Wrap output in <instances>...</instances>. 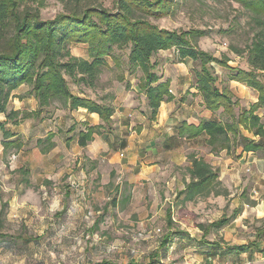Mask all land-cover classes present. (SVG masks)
Returning <instances> with one entry per match:
<instances>
[{
	"label": "rangeland",
	"instance_id": "obj_1",
	"mask_svg": "<svg viewBox=\"0 0 264 264\" xmlns=\"http://www.w3.org/2000/svg\"><path fill=\"white\" fill-rule=\"evenodd\" d=\"M172 2L170 15L150 21L168 30H203L205 35L194 39L200 49L216 58L227 57L230 66L249 68L247 48L253 34L260 32L262 25L252 19L246 8L231 0ZM86 7H102L110 12L117 10L116 0H45L40 7V16L42 19H53L59 13L83 11ZM68 49L73 56L88 58L86 44H70ZM173 50L158 52L151 61L158 63L155 71L162 79H171L170 88L174 91L180 84L195 81V65L190 59H178ZM113 54L120 59L122 67H117L107 57L108 65L100 67L94 86L76 84L66 77L70 90L99 100L101 95L114 94L115 88L120 85L125 87L126 96L129 94L135 100L140 99L139 106L145 110L142 105L144 94L137 86L140 73L129 74V48L114 47ZM213 66V72L218 76L217 86L223 87V82L228 81L229 71L218 64ZM120 75L126 80H119ZM21 89L27 95L30 86L23 85ZM120 99L115 96L105 102L115 112ZM46 107L61 133H71L70 130L75 133L73 130L82 127L75 122L76 112L71 116L72 111L65 108L59 99L50 100ZM146 114L148 119V110ZM111 122L104 130L111 138H117L120 127H115L114 121ZM10 125L9 128L12 127ZM31 145L28 144L27 154L28 158L34 159L31 163L23 165L24 161L20 162L22 156H18L15 149L3 153V161H0V210L4 205L0 264H94L106 261L116 264H186L200 262L208 254L222 260L238 262L248 259L253 264H264V257L260 259L254 248L252 254L233 249L237 244L253 241L259 243V247L264 246L263 236L258 233L259 228L264 226V205L259 203L260 198L264 199V189L254 183L251 170H243L242 167L238 171L239 166L226 162L235 160L234 157L225 150L212 149L206 138L204 142L184 147L187 164H179L169 173L180 181L168 179V183L162 182V197L145 190L146 195L132 199L131 188L125 183L120 189L108 188L100 183L106 176L99 174L96 177L94 174L90 179L96 178L84 184L85 190L80 189L72 194L69 186L65 185L56 191L47 186L40 191L36 185L22 190V202L15 205L10 198L16 186L15 179L27 178L25 172L30 173L28 178L33 183L35 178L40 177L34 167L38 153L31 150ZM193 157L210 163L219 178L213 193L186 200L185 193L180 192L184 189L186 176L189 178L187 167ZM24 168H29L30 172ZM113 177L115 180L116 176L110 174V178ZM19 187L22 189L25 185ZM18 190L15 189L16 193ZM115 191L117 194L122 192L124 200L118 208L105 206L104 202L116 196ZM51 197L58 208L63 204L60 211L50 208L53 204ZM73 200L78 205L67 209L68 203Z\"/></svg>",
	"mask_w": 264,
	"mask_h": 264
},
{
	"label": "trees",
	"instance_id": "obj_2",
	"mask_svg": "<svg viewBox=\"0 0 264 264\" xmlns=\"http://www.w3.org/2000/svg\"><path fill=\"white\" fill-rule=\"evenodd\" d=\"M44 1L0 0V115L5 117L0 118L3 153L22 147L16 139H10L14 134L8 124H17L19 119L30 115L39 116L50 100L59 99L70 111L83 108L96 114L102 122L93 126L88 122L82 123L83 128L78 131L81 147L93 139V133L110 126L114 108L72 92L66 77L76 84L94 86L100 67L108 65L107 57L114 65L122 67L120 59L113 54L114 47L129 48V74L140 73L137 86L146 97L150 121L155 120L161 102L174 98L170 91V79H162L157 74L158 63L151 58L160 51L174 48L178 59H190L195 65L194 84L202 104L213 112L222 109L219 119L204 118L198 124L184 121L176 127V132L187 134V137L206 135V142L212 149L225 150L234 158L244 152L264 149V0H231L246 8L252 19L262 25L260 32L253 34L247 48V70L230 66L227 57L216 58L200 49L194 39L205 35L203 30H168L153 24L150 19L157 20L172 13V0H116L117 10L113 12L102 7H86L83 11L59 13L53 19H42L40 7ZM70 44H86L88 58L73 56L68 49ZM213 64L229 71V80L243 83L257 92V100L248 109L240 107L237 100H232L224 86H217L218 76L213 72ZM118 77L121 81L126 80L123 75ZM22 85L30 86L29 94L38 101L36 110L21 112L11 108L12 93ZM238 106V113H235ZM261 110L263 114L259 115ZM137 128L140 130L142 127ZM241 129L249 135L242 133ZM127 135L128 132H124V137ZM52 136L48 133L45 138L50 140ZM39 143L42 140L39 139ZM125 143L122 140L119 144ZM52 146L53 143L49 142L41 150L44 152ZM190 163L187 172L191 179L180 193H185L186 200L213 193L218 175L210 163L196 157ZM249 247L237 245L233 249L246 251ZM94 264L116 263L106 261Z\"/></svg>",
	"mask_w": 264,
	"mask_h": 264
},
{
	"label": "crops",
	"instance_id": "obj_3",
	"mask_svg": "<svg viewBox=\"0 0 264 264\" xmlns=\"http://www.w3.org/2000/svg\"><path fill=\"white\" fill-rule=\"evenodd\" d=\"M243 69L247 70L249 68ZM227 80V82H223V86L232 96V100H237L240 107L248 109L250 104L257 100V92L253 88L235 80L231 81L228 78ZM171 83L172 81L170 79V87ZM22 86L13 91L12 94L14 96L11 100L12 104L10 102L11 108L20 110L21 112L36 110V108H38L36 99L28 93L25 95L24 90L21 89ZM124 89L125 87L118 85L115 88L114 94H112V92L111 94L106 93L107 96H105V94L101 95L99 100L89 96L100 103H107L105 102L106 99L110 100L113 99V97L115 98V96L121 98L111 117L115 127H120V134L117 138H111L102 128L98 132L93 133V139L89 141L86 146L81 147L78 144V131L83 128L82 123L88 122L89 125L92 126L102 124L96 114L88 113L83 108L72 110L71 113V116H74V111L76 112L77 116H75V122H79L82 126L78 130H73L76 131L75 133H61L59 130L60 127L57 126V124L55 125V121H53L54 118H50L51 114H49L47 107H45L43 113L40 114L41 116L30 115L26 118L19 119L17 124H8L12 126L9 129L14 134L10 139H16L22 144L20 149L14 151L17 152L16 154L18 156H22L20 162L24 161L23 165L29 164L34 160H31L27 156L29 143L32 144L31 150L38 153L36 155L37 161L34 162V167L36 171H38L37 176H40L34 179L35 183L31 181L32 179L28 178V175L30 176L28 172H25L27 173V178L17 177L15 179L16 186L10 197L14 200L15 205L22 202V190L26 191L30 187L37 185L38 189L43 191L47 186L56 191L58 189L60 190L61 186L64 187L66 185L69 186V190L73 194L74 191L78 192L80 189L85 190L84 184H87L89 180L95 179L99 174H101V177L106 176L100 183L101 185H106L108 188L117 189L119 187L118 189H120L122 183H125V185L131 188L132 199H135L138 195H146L144 193L145 190H150V194L154 196L162 197V182L168 183V179L180 181V179H176L174 174L170 175L169 173L173 171L174 167L177 165L187 164L185 163L187 153L184 147H190L199 142H204L206 135L187 137V134L182 135L177 133L176 127L184 121L189 124H198L204 117L206 119L213 117L219 119L222 109L216 112L207 109L205 105L202 104V98L196 90L194 82H189L176 86L174 91L170 88L174 98L171 101L161 102L155 120L150 121L146 117V97L143 96L142 98V105L145 109L142 110L138 101L140 99L135 100L132 96L129 97V94L126 96V91ZM134 90L137 92L136 88H134ZM21 91L23 92L21 93ZM112 95L114 96L112 97ZM189 97L191 100H188ZM239 106L235 107V113H238ZM262 114L263 111L261 110L259 115ZM0 118L4 119L5 117L1 114ZM137 125L142 128L139 130ZM124 132H128L126 137H124ZM241 132L249 135L243 129H241ZM48 133L53 135L50 140L44 138ZM251 137L255 140L258 139V137ZM39 139L42 140V143L38 144ZM122 140L126 141L125 145L119 144ZM49 142L53 143V146L43 152L41 148ZM3 155L2 135L0 133L1 162L3 161ZM8 159H10V157ZM234 159L235 160L226 162H232V165L236 164L239 166L238 171H240L242 167L244 168L243 170H251L250 175L254 176V183L258 185L259 188L264 189V149L256 152H244L240 157H235ZM23 165L21 164L20 166L22 167ZM189 167H191V163L187 169ZM24 169L29 170V168ZM94 174L96 177L90 179ZM110 174L116 176V181L114 177L112 179L110 178ZM33 176L31 178H33ZM185 180L186 183L184 184V188L185 185L190 182L188 176H186ZM22 184H24L25 187L20 189L19 186ZM18 188L20 194L15 191V189ZM121 193L119 191L117 194L115 191L114 194H116V196L104 202L105 206L118 208L125 198L121 196ZM52 194L51 192V196ZM132 199L129 206L132 204ZM259 203L260 205H264V199L260 198ZM56 205L53 202L50 208L56 209L57 211L63 208V204L60 208ZM77 205L78 203L73 200L68 203L67 209ZM258 233L263 236L264 243V226L259 228ZM237 245H248L250 246L249 250L241 251H249L248 253L252 254V249L254 248L260 259L264 257V246L259 247V243L257 242L253 241L252 243H241ZM260 250H263V252H260ZM216 257L212 254H208L200 262L193 261L187 262L186 264H212L213 262L222 260L219 259L218 256ZM255 261L256 260H254V262Z\"/></svg>",
	"mask_w": 264,
	"mask_h": 264
},
{
	"label": "built area",
	"instance_id": "obj_4",
	"mask_svg": "<svg viewBox=\"0 0 264 264\" xmlns=\"http://www.w3.org/2000/svg\"><path fill=\"white\" fill-rule=\"evenodd\" d=\"M212 264H252V262L249 260H240L237 262V261H230V260L223 259L220 261L213 262Z\"/></svg>",
	"mask_w": 264,
	"mask_h": 264
}]
</instances>
